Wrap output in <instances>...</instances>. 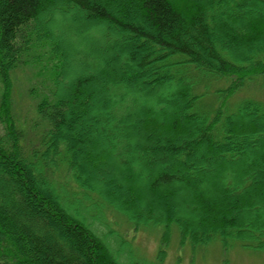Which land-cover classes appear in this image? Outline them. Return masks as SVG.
Listing matches in <instances>:
<instances>
[{"label": "trees", "instance_id": "trees-1", "mask_svg": "<svg viewBox=\"0 0 264 264\" xmlns=\"http://www.w3.org/2000/svg\"><path fill=\"white\" fill-rule=\"evenodd\" d=\"M53 4L106 43L132 35L135 68L123 72L128 55L77 56L82 73L65 86L68 39L78 37L47 16ZM263 8L264 0H0V264H122L88 223L90 196L135 225L162 227L165 242L176 228L182 244L264 250V104L229 102L264 74V21L254 17ZM24 65L42 77L27 88L37 130L28 146L10 77ZM210 79L226 84L211 90ZM139 86L145 98L172 86L178 109L169 114L161 98L146 105ZM89 120L100 134L80 130ZM194 154L213 157L216 170L198 174ZM60 169L71 185L58 182Z\"/></svg>", "mask_w": 264, "mask_h": 264}, {"label": "rangeland", "instance_id": "rangeland-1", "mask_svg": "<svg viewBox=\"0 0 264 264\" xmlns=\"http://www.w3.org/2000/svg\"><path fill=\"white\" fill-rule=\"evenodd\" d=\"M114 6L116 7V5ZM45 12L47 16L49 15L52 18V21H55L60 27L72 29L78 37V40H74V42L68 39V41H70V48L67 52V58L69 65L71 64L73 68L71 67L68 71L69 75H66L67 80H64L65 86L70 85L75 80V78L71 79L73 75L79 77L82 73V70L77 66V56H97V60L101 59V63H104L106 58H118L120 61L122 57L124 58L123 55H128L126 63L122 67L123 72L126 73L130 68L132 70L135 68L134 63L130 60V45H136L135 42H133L132 35L119 33L115 27L118 32V36H116L115 39L116 41L106 43L102 31H100V29L97 30V27L91 29L84 28L81 22L76 21V13H64L58 6H54V4L50 5ZM248 16L251 17L250 15ZM254 17L257 18V20L264 21V8L258 10ZM245 22H248V20ZM104 26L107 27V25ZM99 66L103 65L99 64ZM19 67L17 70L10 73V77H12L16 89L13 97L15 98L17 121H19V124L22 125L25 131L26 137L24 138V145L28 146L29 143L36 144L37 130L36 126H34V118H36L34 114V105L36 99L29 96L27 88L31 86L38 88L41 84L42 77L36 76L35 67V69H31L25 65L21 68ZM105 67L106 66H104V68ZM144 81L147 82L148 80L143 79L142 83H144ZM208 83L210 84L211 90L219 87L222 88L226 84L225 81H215L211 79ZM69 90L72 89L69 88ZM142 90L143 86H139L136 93L146 105L156 108V103H158V100L161 98V100L167 101L170 104L168 108L166 107V111L169 114H172L174 110L178 109V107L172 104V102L176 103V98L174 97L177 92L172 86H162L158 90H154L156 96H153V94L151 97L148 96L146 98L141 95ZM246 98L258 100L264 104V74L254 77L253 80H249L245 83L244 86L238 89L230 98L229 102L231 106H234L237 105L239 101ZM95 123L94 120H89L80 130L92 131L97 134L96 130L99 129L97 132L100 134L101 129L100 127L98 128ZM79 124H81V122ZM3 131V125L0 124V133ZM62 132L67 134V130L64 128ZM100 140H103L102 136ZM260 142L261 141H258L254 144L259 145ZM86 152L87 150L85 148L83 153L85 154ZM84 154L82 155V159H84ZM141 155L142 154L139 152V158L142 159L143 157ZM155 157L156 159L152 160L156 165L160 159L158 156ZM193 157V160L197 164L199 162L204 164V167H198V174L200 170L208 173H213L216 170L213 157L208 158L198 154H194ZM208 161L210 162L206 163ZM60 170L61 172L56 174L58 182H66L71 185V181L65 178L63 169ZM98 175L101 176L100 173ZM107 176H112V174L107 173ZM69 189L72 191V186L68 187V190ZM77 191L78 193L80 192L79 189H77ZM79 194L82 197V194ZM90 197V199L84 201L85 204H97L93 207L89 206L84 211L89 218L88 223L103 237L110 246L113 254L122 264H264L263 249L246 247L239 242H233L226 247L217 239L205 245H192L188 241L182 244L176 228L172 229L169 240L165 242L163 239L162 227L156 225H135L134 222L130 221L124 214L117 212L105 203L102 204L96 197ZM68 198L72 199V195L69 194ZM80 209L82 210V207H80ZM161 209L164 210L165 208ZM72 210L75 211L73 207ZM262 213H264V211L261 212V214ZM162 250H164V253H162L161 258L159 254Z\"/></svg>", "mask_w": 264, "mask_h": 264}]
</instances>
